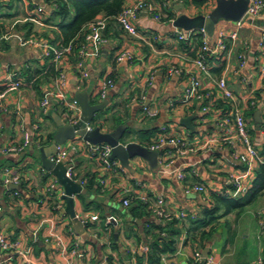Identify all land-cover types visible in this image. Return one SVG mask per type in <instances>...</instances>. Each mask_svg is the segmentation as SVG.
Listing matches in <instances>:
<instances>
[{
  "label": "crops",
  "instance_id": "1",
  "mask_svg": "<svg viewBox=\"0 0 264 264\" xmlns=\"http://www.w3.org/2000/svg\"><path fill=\"white\" fill-rule=\"evenodd\" d=\"M136 1L127 0L126 6ZM149 1L162 18L142 11L135 21L138 36L107 19L101 31L106 42L87 44L79 60L70 53L54 62L44 47L21 41L36 38L63 45L58 28L62 19L54 15L52 1L0 0V88L5 89L9 76L21 82L18 89L0 96V232L20 244L11 259L0 252V264H150L152 245L162 246L164 238L175 240V251L162 257L180 264H197L196 251L208 254L214 264L264 260V195L242 213L221 218L214 224L215 232L203 241H192L187 232L193 220L214 206V195L243 197L264 163V9L257 15L245 13L237 21L219 19L211 35L206 31L211 49L220 42L226 49L210 56L208 70L203 71L195 63L199 39L196 34L180 39L178 34L187 30L175 26L174 20L182 14H208L216 0H207L202 7L192 0ZM73 15L72 9L69 18ZM233 32L236 39L230 37ZM5 33L13 35L4 38ZM122 51H130L134 59L118 62ZM173 67L180 73H170ZM61 73L66 78L62 87ZM109 78L115 83L103 98L100 86ZM220 78L226 80L233 99L218 88ZM194 80L200 82L199 88L188 97L186 89ZM61 92L67 102L77 99L78 92H88L92 103L105 100V109L90 125L108 132L127 124L125 143L135 141L148 147L165 133L184 138L193 151L181 155L174 146L165 145L158 149V168L152 169L136 156L130 159L132 170L124 167L126 172H115L91 156L78 136L68 139L65 146L73 142L78 148H68L65 164L71 168V178L85 190L74 194V210L84 222L82 228H75L66 211L64 188L41 160L42 147L45 153L53 152L57 130L53 114L70 121L79 116L64 103ZM145 105L158 115L148 116ZM235 108L242 110L248 122L260 161L243 162L236 156L245 153L246 146L233 120ZM258 110L260 126L254 115ZM188 118L190 127L183 123ZM12 176H18L19 182H10ZM193 184L205 190L186 192L187 185ZM144 194L163 196L172 219L156 216L139 199ZM125 198L131 199L128 206ZM58 202L63 204L61 209L54 208ZM182 211L186 216L178 218ZM93 215L98 219L92 220ZM76 244L79 253L74 255L71 249Z\"/></svg>",
  "mask_w": 264,
  "mask_h": 264
},
{
  "label": "built area",
  "instance_id": "2",
  "mask_svg": "<svg viewBox=\"0 0 264 264\" xmlns=\"http://www.w3.org/2000/svg\"><path fill=\"white\" fill-rule=\"evenodd\" d=\"M168 1V0H166ZM248 8L246 11V15H257L259 14L263 9H264V0H248ZM39 11H42V8L38 9ZM148 11L152 13L155 18L158 20H161L162 15L160 12L157 11L156 6L154 3L146 0H138L134 2L133 4L126 6L123 11L116 17L118 23L122 26V28L129 33L138 36L139 32L138 29L135 25V21L139 17L142 11ZM31 20L35 22H39L36 18H30ZM106 18H98L91 23H89L86 27V32L84 36V43L81 46V49L79 51L80 58L84 57L87 51V44L89 43H104L107 41V38L102 34V28L105 26ZM193 34H201L203 36V42L202 46L200 48V51L197 54L195 63L197 66L203 70L207 71L208 70V64L207 60L210 56L216 54L217 52L224 51L226 49V44L224 42H220L215 49H211L208 45V41L206 39V29L205 28H200V29H191L187 31L186 34L184 33H179L178 37L180 39H186L189 35ZM13 34L10 33H5L2 35L4 38H9ZM230 37L232 39H236L237 33L233 32ZM23 44L26 43H31L35 45H40L44 47L47 51V54L52 57L54 62H58L61 59H63L66 55L72 53L73 51V43L70 42L67 45H54L48 41H41L36 38L32 39H21ZM262 48L264 51V37H263V43H262ZM134 56L130 51H122L118 56H117V61L121 62L124 60H133ZM170 73H180V70L177 68H171ZM86 74V73H84ZM66 83V78L64 74H60V86H64ZM114 80L112 78H109L105 81L102 82L100 86V95L101 97H106L108 91L110 88L114 86ZM200 82L198 80H194L192 84L186 89V96H192L193 94H196L198 88H199ZM21 86V82L19 80H13L11 76L8 77L7 82H6V90L0 94V96H3L7 91L9 90H16ZM218 88L221 90L222 94L230 99L234 98V94L231 91V89L228 87L227 82L224 78H220L217 82ZM62 94V99L64 100V103L69 107V109L74 110L79 116L76 117L75 119H71L70 123H77L79 120L82 110L81 106L79 104V101L77 99H74L72 102H67L65 95L61 92ZM209 94H206L208 96ZM43 104H47V100L43 101ZM145 113L150 116V117H156L158 115L157 110H152L149 109L147 105L143 107ZM70 120V119H69ZM234 123L237 127V132L238 136L243 140L246 146V152L243 154H236V156L242 160L243 162H247L251 159H256L258 161L261 160L260 155L257 151V149L254 147V145L251 142L250 139V133H249V128H248V122L243 115V112L240 108H235L234 110ZM93 127L88 123L86 125V131L92 130ZM81 141L85 144L88 152L90 153L91 156L95 157L99 162L107 169L115 172H126V169L123 166H118V163L111 158V152H112V146H110L107 143H92L89 140L84 139L83 136L76 135ZM29 141V135L26 134V143ZM165 145H171L174 146L176 149V152L178 154H187L191 151H193V148L188 144V142L179 136H170L165 133L160 134L157 138V140L151 144H149L148 148L151 150H158L162 146ZM68 148H71L73 150H76L78 147L76 144L69 143L68 146H65V144H59L57 146V151L54 153L51 157L50 160L55 162V163H61L66 161V157L68 156ZM12 150H20L18 146H11ZM8 171V169L6 170ZM71 168L70 166L68 167V174L70 175ZM180 178L184 179L185 174L181 173ZM10 182L12 183H18L19 182V177L18 176H12L10 179ZM100 182L102 184H106L105 179H101ZM55 186V183H53L52 187ZM205 190V187L201 184H193V185H187L186 187V192H203ZM244 192L247 191V189L244 187L242 188ZM15 195L19 196V192L15 191ZM139 199L141 200L142 203L145 205L149 206V209L159 218L161 219H172L174 216L171 214L165 206V199L163 196H156V197H150L147 194L140 195ZM131 202V199L125 198L124 199V204L128 206ZM63 207L62 202H58L55 204L54 208L55 209H61ZM186 213L185 212H180L178 214V218L185 217ZM92 220H97L98 215H93L91 216ZM87 224V222H85ZM19 242L18 241H11L5 234L0 232V252L2 254H9V259L12 258V255L16 253V251L19 249ZM79 246L76 244L72 249L71 253L72 254H78L79 253ZM194 262L197 264H214V260L208 256H204L201 251H196L194 253ZM22 264H27V262H23ZM100 264H107L106 262H101ZM153 264H180L176 260L173 259H167L166 257H162V259ZM257 264H264L263 258H259L257 261Z\"/></svg>",
  "mask_w": 264,
  "mask_h": 264
},
{
  "label": "water",
  "instance_id": "3",
  "mask_svg": "<svg viewBox=\"0 0 264 264\" xmlns=\"http://www.w3.org/2000/svg\"><path fill=\"white\" fill-rule=\"evenodd\" d=\"M248 0H216V6L208 14L201 13L195 16L182 14L174 20V25L184 30L205 28L211 35L214 31L215 24L219 19L240 20L247 11ZM184 6V4H182ZM77 100L81 106V116L77 123H70L69 119L63 120L60 116L53 114L57 130L54 133L51 153H45V147L41 148L42 166L45 170L55 174L60 186L64 188L63 198L67 202L66 211L72 217L74 227H83L82 222L74 210V194L84 193L83 186L71 178L68 174V165L65 162L55 163L50 160L53 153H56L57 146L65 143L68 139H73L76 135L83 136L84 139L92 143H107L112 146L111 158L118 159L120 164L132 170L130 159L136 156L144 158L151 166L156 169L159 166L158 150H151L142 143L129 141L124 142L127 124H119L114 130L103 132L101 126H96L90 131H86V125L91 123L96 115L105 109L107 102L103 100L99 103H92L88 92H78ZM258 126L261 123V111L254 113ZM190 118L183 120V123L190 127ZM206 256L208 254H205Z\"/></svg>",
  "mask_w": 264,
  "mask_h": 264
},
{
  "label": "trees",
  "instance_id": "4",
  "mask_svg": "<svg viewBox=\"0 0 264 264\" xmlns=\"http://www.w3.org/2000/svg\"><path fill=\"white\" fill-rule=\"evenodd\" d=\"M54 5V15L61 17V22L58 24L61 36L63 37V45L73 43V51L71 54L75 55V60L80 59L79 51L84 43V36L86 27L92 21L98 18H106L111 21H117V16L126 7L127 0H50ZM149 1V0H146ZM151 2V1H150ZM197 7L205 6L207 0H192ZM74 10V15L70 17L71 10ZM102 15L103 17H99ZM174 18L173 14L172 17ZM119 24V23H118ZM201 46L203 38L201 34H197ZM0 88V94L6 90ZM261 195H264V163L260 164L257 177L253 182L249 191L241 198L234 199L223 195H214V206L206 209L199 219L191 222L188 228V236L192 241H203L209 238L214 232V224L221 218L236 212L240 214L244 209L256 201ZM223 210V211H222ZM209 228V231H206ZM160 243H154L149 253V263L153 264L162 259V255L167 252L175 251V240L164 238ZM110 263V258H108Z\"/></svg>",
  "mask_w": 264,
  "mask_h": 264
}]
</instances>
